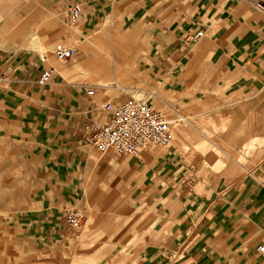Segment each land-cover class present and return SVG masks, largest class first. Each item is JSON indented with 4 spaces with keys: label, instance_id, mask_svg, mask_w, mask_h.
I'll return each mask as SVG.
<instances>
[{
    "label": "crops",
    "instance_id": "obj_1",
    "mask_svg": "<svg viewBox=\"0 0 264 264\" xmlns=\"http://www.w3.org/2000/svg\"><path fill=\"white\" fill-rule=\"evenodd\" d=\"M257 3L264 0H0V209L30 253L44 257L37 264H71L78 254L64 250L75 235L67 209H79L89 226L82 241H94V264H111L117 253L122 264H264L256 251L264 242ZM38 9L57 23L32 22ZM113 12V24L136 44H122L121 53L111 45L108 70L97 73L85 39ZM197 30L204 37L188 42ZM58 48L77 50L71 71L58 63L76 57L58 61ZM50 68L51 81L42 83ZM113 81L191 104L187 127L200 128L198 137L184 127L171 147L140 157L99 152L90 123L107 120L105 104L131 98H113Z\"/></svg>",
    "mask_w": 264,
    "mask_h": 264
},
{
    "label": "built area",
    "instance_id": "obj_2",
    "mask_svg": "<svg viewBox=\"0 0 264 264\" xmlns=\"http://www.w3.org/2000/svg\"><path fill=\"white\" fill-rule=\"evenodd\" d=\"M264 13V3H257ZM79 5L72 7V18L78 19ZM204 30H197L187 36L190 43H196L204 37ZM75 48H58L54 56L58 61L67 62L77 56ZM46 59V57H44ZM53 68L43 72L42 83L51 81ZM87 95L94 96V90L88 89ZM102 110L108 114L105 122L92 121L88 127L91 145L99 152L112 151L115 155L140 157L144 151L154 147L168 148L174 140L172 124L167 116L141 99L129 98L117 103H107ZM180 119L177 123H180ZM66 225L75 232L84 230L85 218L79 209L64 211ZM264 257V242L256 248Z\"/></svg>",
    "mask_w": 264,
    "mask_h": 264
},
{
    "label": "rangeland",
    "instance_id": "obj_3",
    "mask_svg": "<svg viewBox=\"0 0 264 264\" xmlns=\"http://www.w3.org/2000/svg\"><path fill=\"white\" fill-rule=\"evenodd\" d=\"M116 14H117L116 12H113V14L109 13L106 23H104L100 27H97L96 31H99L104 25H107V28H109V25H111V23L114 22V19L116 20V18H117ZM47 18L49 20L50 25L57 23V16H49ZM103 21H104V19L101 20L100 23H102ZM96 33L97 32H95V34ZM95 34L89 35L88 37H86L85 41L89 42L87 40L93 39ZM119 35H123V33H121V31L119 29L113 30V31L111 30V33L109 34L108 39H109V41H111L112 38H114L116 36L118 37ZM110 43H112L115 46L116 50L121 53V51L123 49L122 44H124V43H122L120 41H117V42L113 41ZM135 44L136 43H132L129 45H135ZM126 45H128V44H126ZM126 48H128V47L126 46ZM81 51L83 52L82 49H81ZM78 57H79V54L76 56V59L69 61L66 64L58 63L59 68L66 70V71H68V70L71 71V69L74 68V66L76 65L75 61L77 60ZM73 70H75V73L78 75L83 74V71L80 69L79 70L73 69ZM63 76L66 80H70L71 82L76 83V79H68L67 74H63ZM87 81L92 85L98 84V82H95L93 80V78L88 79ZM113 82H112V84L106 83V84H110L112 86V88H114L115 90L118 91L115 93L113 92L111 94L113 96V98H115L116 100L127 99L129 97L141 99L142 101L146 102L147 104L152 105L157 110L162 111L164 114H166L168 120L172 124L174 136H175L176 132H177V136H179L182 132L181 131L182 128H184V127L189 128V127H187L188 126L187 122H189V120H193L195 118V117H192V115H190L191 104H189V105L184 104L183 105V102H181V101H179L177 104H174L175 100L174 99L168 100L166 95H164L163 90H158L156 93L153 89L147 88L146 85L137 86V85H134L132 83H130L129 85H125L119 81H113ZM102 88L106 89V90L108 88H109L108 90L111 89V87H102ZM120 90H125V91L121 92ZM138 90H144V91L139 92ZM148 90L150 92H148ZM151 92H153L154 95L153 94L151 95ZM194 111H195L194 115L197 116L196 111H198V108L195 109ZM181 117L184 118V120L181 121L180 123H177ZM199 131H201L200 128H189V132L195 136L197 135V137L199 135ZM173 144H174V140L172 142V145ZM154 149L160 150L158 147H154L151 150L154 151ZM8 214L9 213L6 210L0 209V264H37L36 262L40 263V260L44 257H42L40 254L39 255H33V253H30V252H33L31 250V246H29V244H27L25 242L23 235L18 234V231L14 230L11 215H8ZM88 228H89V226L87 225L84 228V230L79 231V232H75V231L71 230L72 233L75 235L70 240V244L69 245L67 244L64 247V250H65V252H71L73 247H75L76 251L79 250L78 254H76V257L73 258V261L70 259L71 264H94L92 262L93 256H91L93 254V252L90 251V250H93L96 246L94 241H87V242L82 241L83 239L86 238L84 235H85V231L87 232ZM77 237H79V238L76 239ZM101 250L98 252H101ZM95 252H96V254L98 253L97 250ZM78 255L80 257H77ZM97 259L102 260L103 256H101V257L97 256ZM107 259L109 262H111V264H119V263L122 264V262L125 261L126 258H125V256L120 257V254L117 253L116 257L113 256V257L107 258ZM110 260H112V261H110ZM115 260H116V262H115Z\"/></svg>",
    "mask_w": 264,
    "mask_h": 264
},
{
    "label": "bare ground",
    "instance_id": "obj_4",
    "mask_svg": "<svg viewBox=\"0 0 264 264\" xmlns=\"http://www.w3.org/2000/svg\"><path fill=\"white\" fill-rule=\"evenodd\" d=\"M2 3V2H1ZM116 11V10H115ZM42 9H38L33 15L32 17H29L31 18L32 22L36 19H39V22L41 21H46L47 23H49V20L47 18V16L43 15L42 13ZM111 23V22H110ZM114 24L111 23V25H109V28H107V25H104L99 31H96L97 33L95 34L94 38L91 39V40H87L89 41V43L91 44V46L94 45V49H95V58H94V63H93V68L94 70L97 72V73H103L108 70V67H106L105 65V62L107 63L108 61V58H110V54H109V49H110V46L113 45L112 43L110 42H117V41H120L122 43H124L123 45H126V44H132V43H135L134 42V35L130 38H128L126 35H119L118 37H114L111 39V41H109V34L111 33V27H113L114 29L113 30H117L119 29V26L117 24ZM112 30V31H113ZM35 39H38V35H35L34 36ZM116 44V43H115ZM122 45V46H123ZM126 47V46H125ZM118 53H120L119 51H117ZM103 61H105L103 63ZM103 87H110V86H103ZM166 115V114H165ZM184 118H180V121H183ZM152 149V148H151ZM150 149V150H151ZM148 151V150H147ZM145 152V151H144Z\"/></svg>",
    "mask_w": 264,
    "mask_h": 264
}]
</instances>
